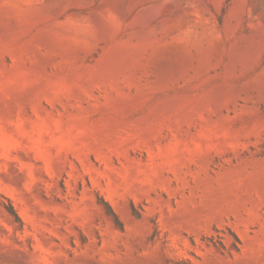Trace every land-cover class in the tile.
<instances>
[{
	"label": "rangeland",
	"instance_id": "obj_1",
	"mask_svg": "<svg viewBox=\"0 0 264 264\" xmlns=\"http://www.w3.org/2000/svg\"><path fill=\"white\" fill-rule=\"evenodd\" d=\"M0 264H264V0H0Z\"/></svg>",
	"mask_w": 264,
	"mask_h": 264
},
{
	"label": "trees",
	"instance_id": "obj_2",
	"mask_svg": "<svg viewBox=\"0 0 264 264\" xmlns=\"http://www.w3.org/2000/svg\"><path fill=\"white\" fill-rule=\"evenodd\" d=\"M100 201L104 207L105 213L111 217V219L113 220V222L115 223L116 226L120 227L121 226L120 221H119L117 215L114 213V211L110 207V205L103 200H100ZM7 211L14 218L15 222H17V223L20 222V219H19L17 213L15 212V210L13 209V207L11 205H8ZM231 235L233 236L234 241H235V244L233 246L234 250L237 251L239 239L234 233H232ZM205 241L207 242L208 245H211L215 250H217L219 252H222L224 250V245L222 244V238L221 237H217L216 240L212 236L206 237Z\"/></svg>",
	"mask_w": 264,
	"mask_h": 264
}]
</instances>
